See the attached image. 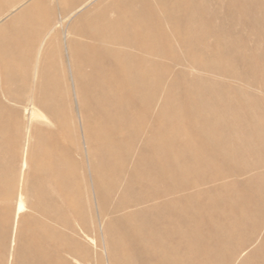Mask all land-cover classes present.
Instances as JSON below:
<instances>
[{"label": "rangeland", "instance_id": "374dc122", "mask_svg": "<svg viewBox=\"0 0 264 264\" xmlns=\"http://www.w3.org/2000/svg\"><path fill=\"white\" fill-rule=\"evenodd\" d=\"M0 264H264V0H0Z\"/></svg>", "mask_w": 264, "mask_h": 264}, {"label": "bare ground", "instance_id": "6f19581e", "mask_svg": "<svg viewBox=\"0 0 264 264\" xmlns=\"http://www.w3.org/2000/svg\"><path fill=\"white\" fill-rule=\"evenodd\" d=\"M6 0H2V2L4 3ZM133 32V31H132ZM131 68V67H130ZM144 84V83H143ZM141 90V89H140ZM141 92V91H140ZM177 238V237H176Z\"/></svg>", "mask_w": 264, "mask_h": 264}]
</instances>
